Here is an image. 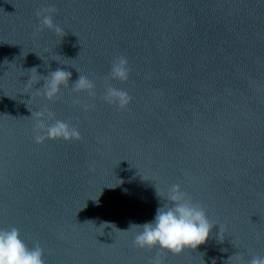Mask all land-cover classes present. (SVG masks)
<instances>
[{"label":"water","instance_id":"water-1","mask_svg":"<svg viewBox=\"0 0 264 264\" xmlns=\"http://www.w3.org/2000/svg\"><path fill=\"white\" fill-rule=\"evenodd\" d=\"M50 5L61 35L36 17ZM119 56L126 82L110 76ZM57 68L72 76L49 101L38 74ZM80 74L95 96L73 91ZM107 86L127 108L104 101ZM45 107L82 138L36 144ZM174 184L215 225L208 241L179 255L135 247L130 227ZM13 227L44 264L264 256V0H0V228Z\"/></svg>","mask_w":264,"mask_h":264},{"label":"clouds","instance_id":"clouds-1","mask_svg":"<svg viewBox=\"0 0 264 264\" xmlns=\"http://www.w3.org/2000/svg\"><path fill=\"white\" fill-rule=\"evenodd\" d=\"M55 13L56 8L50 5L40 8L36 12V17L42 28L61 35L65 29L54 23ZM38 76L43 77L44 83L42 87L37 88V94H42L51 101L58 97L62 87H69L72 73L57 68L47 76L39 74ZM110 76L112 79L122 82L129 79L130 68L126 57L119 56L113 61ZM31 80L32 77L29 81ZM39 81L41 80L37 79L35 82L38 84ZM71 88L77 93L87 92L89 96H95V84L88 76L80 74ZM103 99L106 103L119 109L127 108L132 101V97L126 91L111 86L106 87ZM83 107L87 111L92 106L84 105ZM34 116L36 128L33 139L36 144H42L47 140L72 142L82 138L78 127L64 120L55 119L54 114L47 107L36 111ZM48 121L51 122L48 123ZM157 194L167 202L156 209L151 221L130 227V229L132 227L139 229L132 241L135 247L139 249L157 248L173 255H179L185 250L197 249L208 241L210 232L215 225L209 220L203 206L194 202L183 191L181 185H172L163 196L158 192ZM101 225L111 224L104 222ZM43 255L44 250L39 243L29 248L17 228H0V264H44ZM150 264H163V261L157 255L150 261ZM237 264H239V258H237ZM249 264H264V256H253Z\"/></svg>","mask_w":264,"mask_h":264}]
</instances>
